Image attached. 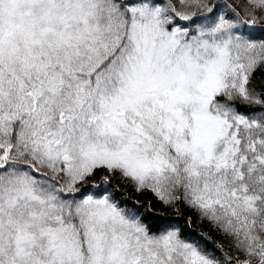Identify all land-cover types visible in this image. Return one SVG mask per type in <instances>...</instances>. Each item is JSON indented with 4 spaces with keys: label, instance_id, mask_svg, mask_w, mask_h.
<instances>
[{
    "label": "snow or ice",
    "instance_id": "6c2138e0",
    "mask_svg": "<svg viewBox=\"0 0 264 264\" xmlns=\"http://www.w3.org/2000/svg\"><path fill=\"white\" fill-rule=\"evenodd\" d=\"M0 264H264V0H0Z\"/></svg>",
    "mask_w": 264,
    "mask_h": 264
},
{
    "label": "trees",
    "instance_id": "16d2710c",
    "mask_svg": "<svg viewBox=\"0 0 264 264\" xmlns=\"http://www.w3.org/2000/svg\"><path fill=\"white\" fill-rule=\"evenodd\" d=\"M258 78H259V74H258ZM118 191L121 193L120 199L123 201H127L129 207L131 206L141 207L143 205L141 211L146 216L150 211H154L156 215L161 214L160 213L161 206L158 201H155V198L152 193L150 192L136 193L127 187L118 188ZM149 203L155 204L154 210H150L147 208V205ZM167 215L174 222L179 221L180 226L183 229V236L185 238L198 240L201 243H206L210 249L215 246L216 242H222L227 247V241L225 240V238L222 235L216 233L211 228V226L208 225L207 222L201 221L197 215L192 214V222L190 225L187 223V219L189 215L188 212H185L183 216H175L174 210H169ZM148 219L151 221L152 217L149 216ZM206 237L210 239H206Z\"/></svg>",
    "mask_w": 264,
    "mask_h": 264
}]
</instances>
